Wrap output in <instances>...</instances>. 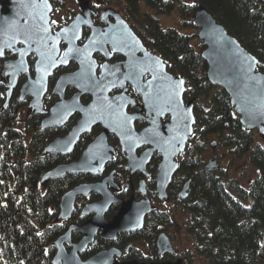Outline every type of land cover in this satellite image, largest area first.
I'll list each match as a JSON object with an SVG mask.
<instances>
[{
    "label": "water",
    "instance_id": "water-1",
    "mask_svg": "<svg viewBox=\"0 0 264 264\" xmlns=\"http://www.w3.org/2000/svg\"><path fill=\"white\" fill-rule=\"evenodd\" d=\"M79 7L81 13L67 25L53 31V7L49 0H0V50L3 53L0 55V79L6 87L4 108L18 85L19 77L24 76L25 81L18 89V100L23 102L29 98L27 108L30 113L44 115L39 126L41 131L60 127L72 115H80V119L65 136L57 137L46 145L44 155H69L81 136L89 133L92 126L100 125L103 128L76 161L58 165L44 173L40 184L69 174L99 175L105 164L114 159V151L107 141L108 135H114L119 140L122 153L126 155V167L131 174L138 170L146 174L145 167L152 155H160L154 181L158 198L165 201L166 190L179 166L177 159L183 156L193 134V105L192 102L183 101L185 81L182 77L168 73L163 59L147 50L127 22L114 10H102L100 20L105 26L95 27L91 21L89 0H80ZM109 17L114 19L112 23L107 22ZM192 19L198 30L197 39L203 45L200 56L206 65V80L228 95L239 124L246 130H256L259 137L264 139V73L257 70V59L204 8L199 7ZM83 27H89L91 31L84 44L79 46ZM60 43L66 46L61 54ZM107 45L112 52L126 58L124 70L121 71L118 64L104 63L97 76L95 71L98 65L93 54H105ZM6 52L15 58L4 60ZM31 55L35 58L32 73L28 64ZM65 57L66 63L62 62ZM70 61L75 62L78 68L57 78L51 93L58 100L45 111L43 98L47 93L48 79L56 69L66 66ZM145 74H149L150 78L143 82ZM181 80L183 84L178 87ZM126 82L132 84L141 97V111L149 117L148 126L140 132L133 128V122L139 118V114L126 113L127 105L131 104L130 98L125 96ZM68 87H73L77 92L66 99L64 94ZM113 89H121L122 93L110 97ZM83 95L92 98L85 107L80 103ZM165 116L169 117V121L161 125L160 119ZM143 146L150 148L137 156V149ZM211 148H215V143L211 144ZM216 158L213 155L204 168L217 170ZM113 175L112 172L95 184H80L62 195L57 220L63 222L71 218L78 197L95 192L100 199L85 205L81 210L82 216H90L85 223L80 226L70 224L54 241L51 264H140L135 261L117 263L115 258L120 256V252L116 248L99 251L85 260L80 257L98 233L103 240L115 241L121 234L140 230L144 217L153 211L148 201L113 199L109 191L110 187L116 188L112 182ZM188 185H184L180 197H186ZM140 190L144 193L142 186ZM115 203L121 207L117 215L108 220L105 215ZM74 231L81 234L76 243L71 242V233ZM261 244L264 246V232L261 234ZM156 248L160 255L174 252L164 234L158 236ZM150 264H181V260Z\"/></svg>",
    "mask_w": 264,
    "mask_h": 264
},
{
    "label": "trees",
    "instance_id": "trees-1",
    "mask_svg": "<svg viewBox=\"0 0 264 264\" xmlns=\"http://www.w3.org/2000/svg\"><path fill=\"white\" fill-rule=\"evenodd\" d=\"M114 1L121 4L125 19L144 45L164 60L169 72L184 78L183 100L193 104V135L170 188L175 199L189 182L187 198L176 203L186 214L183 228L193 245V250L180 253L181 264H195L196 259L206 264H264V139L239 124L228 95L206 80L200 56L203 46L195 33L188 32L196 29L193 13L204 8L257 59V70L264 73V0ZM175 12L179 29L161 24L160 18ZM5 58L13 56L6 53ZM23 80L19 77L6 108V89L0 80V264H51L52 244L66 228L65 223L56 222L60 198L89 177L66 175L44 184L40 179L57 165L76 160L91 136H84L67 156L43 155L45 146L63 136L75 118L59 130L41 131L42 117L30 114L27 102L18 100ZM54 100L48 92L44 108ZM213 153L219 168L210 171L204 166ZM161 218L165 220L152 218L145 231L153 233L156 227L169 224L167 212ZM75 219L80 221L79 215ZM77 238L73 235V240ZM132 241L133 237L125 236L118 243L126 247ZM102 242L96 239L88 253L98 251ZM130 252V259H141L135 250Z\"/></svg>",
    "mask_w": 264,
    "mask_h": 264
},
{
    "label": "flooded vegetation",
    "instance_id": "flooded-vegetation-1",
    "mask_svg": "<svg viewBox=\"0 0 264 264\" xmlns=\"http://www.w3.org/2000/svg\"><path fill=\"white\" fill-rule=\"evenodd\" d=\"M80 2V1H79ZM115 3H117L116 1H114ZM120 7L121 4L117 3ZM89 6L90 9L92 10V15H91V21L93 26L95 27H103L105 26V24L102 23V21L100 20V12L104 9H107L108 7H105L104 4L98 0L96 4L91 3V0H89ZM79 7V5H78ZM54 9V6H53ZM113 9V8H112ZM117 14H119L121 16V18L123 20H125L127 22V20L125 19L124 13H123V9L121 8V12L113 9ZM81 13L80 11V7L78 9V12L73 13V15L69 18L66 19L65 22L62 23V25H60L58 28H54L52 26V22H51V26H52V30L53 31H57L59 28L67 25L70 21H72V19L77 15ZM53 15V13H52ZM52 20V18H51ZM114 21V19L112 17H109L107 22L108 23H112ZM128 23V22H127ZM130 29L134 32V30L131 28L130 24L128 23ZM90 28L89 27H83L82 29V34H81V38L78 41V45L81 46L84 44V42L87 40L89 34H90ZM134 34L141 40V38L134 32ZM142 42V40H141ZM143 43V42H142ZM144 45V43H143ZM145 46V45H144ZM65 44L64 43H60L59 45V49H60V54L61 52L65 49ZM145 48L147 50H149L146 46ZM151 53H153L151 50H149ZM14 58L15 56L12 55ZM138 57H141V54H138ZM13 58V59H14ZM29 58H34L33 55H31ZM28 58V61H29ZM93 59L95 60V62L97 63V69L95 71L96 75L99 76L100 73V67L102 64L107 63L108 65H113V64H118L120 65V70L123 71L124 70V66L123 63L126 60V58L120 54V53H116V52H112V49L109 45L106 46L105 49V54H102L101 52H95L93 54ZM35 60V58H34ZM34 60L32 62H34ZM77 64L73 61L68 62V64L66 66H62L59 67L58 69H56L52 76L48 79V89H47V93L50 92L52 90V87L54 85V83L56 82L57 78L65 73H72L77 69ZM167 70V67H166ZM168 73L172 74L171 72H169L167 70ZM176 76V75H174ZM179 77V76H176ZM150 78L149 74H145L142 77V81L145 82ZM49 80L51 82V84L49 83ZM50 84V85H49ZM124 89H125V96L129 97L131 100V104L127 105L126 107V113L128 115H135V114H139V118L136 119L133 122V128L136 132H140L142 129L146 128L148 126V122L147 120L149 119V117L146 115V113L144 111H141V108L143 106L142 104V100L141 97L136 93L135 88L132 86V84H130L129 82H126L124 84ZM77 92L76 89H74L73 87H68L65 90V98L69 99L71 98L75 93ZM122 93L121 89H113L111 91V93L109 94L110 97H114L117 95H120ZM55 98L53 104L55 102H57L58 98L56 96H53ZM92 101V98L88 95H83L80 97V103L82 106H86L88 105L90 102ZM44 102V99H43ZM52 104V105H53ZM51 105V106H52ZM50 106V107H51ZM49 107V108H50ZM48 108V109H49ZM48 109H45V111H47ZM42 117V119L44 118V115H40ZM75 118V122L72 126H70V128L66 131V133L63 135L65 136L73 126H75V124L77 123V121L80 119V115L78 114H74L72 115L68 121L60 126V127H54V128H50V129H56L59 130L60 128H63L65 125H67L71 119ZM41 119V120H42ZM169 121V117L165 116L163 118L160 119V124L164 125L166 123H168ZM103 131V128L100 125H95L92 126L91 130L89 133H86L84 135L81 136V138L79 139V141L76 143L74 149H76V147L78 146L80 140L86 136L89 135L91 136V139L89 140V142L83 147V149L81 150L79 156L82 154V152L84 151V149L86 148V146L97 136L99 135V133H101ZM94 133V134H93ZM60 136V137H63ZM107 141H108V145L113 149V157L114 159L111 162H108L105 164V166L103 167V171L97 175H90V174H71V175H84L89 177L87 181L81 182L77 185L80 184H95L97 182L102 181L104 178L108 177L112 172L114 173L113 175V184L116 188H109V191L113 197V199L115 200H129L131 198H133L134 201L139 202L140 200H144V201H148L150 204V208L153 209L152 212H150L149 214H147L144 219H143V224L140 230L137 231H133V232H128L125 234H121L117 237V239L115 241H109V240H103L100 237V233H98L93 241V243L95 242L96 239L102 240V246L101 248H99L98 251L94 252V253H88V248L93 244H90L87 248V250L83 253L80 254L81 259L85 260L86 258H88L89 256L94 255L95 253L99 252V251H103V250H107L109 248H116L119 252H120V256L116 257L115 260L117 263H124V262H137L140 264H150V263H162L165 261H169V262H174L176 260H181V258H183V256L180 254V252L177 249V246H174L173 244V237L176 238V231H172L173 227L175 228V217L174 214L170 213L167 210H162L161 208H159V206H162L164 203L168 204L170 206H172L174 209H177V211H179L178 213L180 214V216L185 220L186 218V214L184 213V210L178 206L176 203H179V205L181 204V202H183L186 198H187V192H186V197H180L179 194L181 193L184 185L182 186V188L175 194V199L174 196L172 197V195L170 194V188L173 185V178L174 175L172 177L171 183L169 184L167 190H166V194H167V200L165 201H161L158 198V194L155 188V176L157 173V168L158 165L160 163L161 157L158 153H154L150 159V161L147 163L146 167H145V173H142L141 171H136L134 173L131 174L130 170L127 169L126 165H127V160L125 158V154L122 153L121 151V146L119 143V140L116 136L114 135H108L107 136ZM150 148L149 146H143L139 149H137L136 154L137 156L140 155L143 151H145L146 149ZM73 149V150H74ZM78 156V157H79ZM77 157V159H78ZM182 157H179L177 159L178 164L180 165V162L182 160ZM76 159V160H77ZM73 160V161H76ZM71 161V162H73ZM179 168V166H178ZM178 170V169H177ZM189 183V182H187ZM76 186V185H75ZM140 186H142V191L144 193L141 192L140 190ZM150 187L152 189H150ZM189 187V185H188ZM188 191V190H187ZM100 199V196L95 193V192H90L88 195L86 196H80L77 198L76 203H75V208H74V212L71 216V218L68 221H58L57 217H56V222H60V223H65L66 224V228L70 225V224H75V225H82L83 223H85L90 216H82L81 215V210L83 209V207L87 204L96 202ZM59 204V203H58ZM121 206L117 203L112 204L106 215L105 218L108 220H111L115 215H117L119 208ZM58 208V206H57ZM168 213L169 216V224H167L166 226H158L156 227V234L154 236V240H152V235H154V231L153 233H147L145 231L146 229V225L147 223H149V221L155 217V220H161L164 221L165 219H162L161 217L163 216L164 213ZM163 213V214H162ZM57 215H58V211H57ZM79 215L80 221H77L76 216ZM181 224V230L182 232L184 231L183 225H184V221ZM65 228V230H66ZM160 234H164L170 241L173 251L175 252V254H173L172 256H174L173 260H164L163 258H166L167 256H171L170 254H164V255H160L157 248H156V241L158 239V236ZM178 235L181 234V232L177 233ZM73 235H77L78 238L77 240H73ZM174 235V236H173ZM128 236V237H133V241L131 242V244H128V246H123L120 245L118 243L119 239ZM187 236V235H186ZM81 238V234L78 233L77 231H74L71 233V242L76 243L80 240ZM188 238V237H187ZM190 240V239H189ZM130 249L135 250V252L138 254L139 258L141 259H136L134 257H132L130 259V256H132ZM66 250L68 251L69 248L66 247ZM87 255L89 254V256H87L86 258H82L83 255ZM158 258V259H157ZM157 259V260H156ZM162 259V260H160Z\"/></svg>",
    "mask_w": 264,
    "mask_h": 264
},
{
    "label": "rangeland",
    "instance_id": "rangeland-1",
    "mask_svg": "<svg viewBox=\"0 0 264 264\" xmlns=\"http://www.w3.org/2000/svg\"><path fill=\"white\" fill-rule=\"evenodd\" d=\"M53 5V15H52V26L55 28H58L60 25H62L63 22L66 21V19H69L73 13L78 12V5L80 0H50ZM98 0H91V3L96 4ZM105 7L113 8L121 12V8L117 3L114 2V0H100ZM180 20V17L176 15V13H173L170 17L166 18H160L161 24H163L165 27L171 26L174 22H177ZM170 24V25H169ZM175 28L179 29L178 25L174 26ZM189 33H195L197 34V30L195 29L191 31V29L188 31ZM196 44V41H192V44ZM238 171V170H237ZM250 173L251 171L248 170ZM233 172V170L231 171ZM237 173V172H236ZM239 174V171H238ZM162 210H167L170 213L174 214L175 217V228L173 227L172 231H176V238L173 237V244L174 246H177V249L180 253L185 251H191L193 250L192 241L189 240L185 234V232L181 230V224L183 223V218L180 216L177 211V209H174L172 206L168 204H163L162 206H159ZM181 232L180 235L177 233ZM174 236V235H173ZM195 264H206V262L202 259H196Z\"/></svg>",
    "mask_w": 264,
    "mask_h": 264
},
{
    "label": "snow or ice",
    "instance_id": "snow-or-ice-1",
    "mask_svg": "<svg viewBox=\"0 0 264 264\" xmlns=\"http://www.w3.org/2000/svg\"><path fill=\"white\" fill-rule=\"evenodd\" d=\"M45 31H47V29H45ZM69 51H71V50H69ZM3 53H2V50H0V55H2ZM43 55V54H42ZM62 62H64V63H66L67 62V60H66V57L65 58H63L62 59ZM53 66H55V64L53 63ZM48 74V72H47V69H45V75H47ZM183 84V81L181 80V81H179L178 82V87H179V85H182Z\"/></svg>",
    "mask_w": 264,
    "mask_h": 264
}]
</instances>
